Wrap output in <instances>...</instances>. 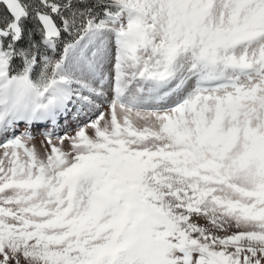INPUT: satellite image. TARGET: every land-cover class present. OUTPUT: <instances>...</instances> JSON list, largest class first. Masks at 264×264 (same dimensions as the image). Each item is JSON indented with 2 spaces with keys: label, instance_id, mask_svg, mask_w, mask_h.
Instances as JSON below:
<instances>
[{
  "label": "snow or ice",
  "instance_id": "snow-or-ice-1",
  "mask_svg": "<svg viewBox=\"0 0 264 264\" xmlns=\"http://www.w3.org/2000/svg\"><path fill=\"white\" fill-rule=\"evenodd\" d=\"M0 264H264V0H0Z\"/></svg>",
  "mask_w": 264,
  "mask_h": 264
},
{
  "label": "rangeland",
  "instance_id": "rangeland-1",
  "mask_svg": "<svg viewBox=\"0 0 264 264\" xmlns=\"http://www.w3.org/2000/svg\"><path fill=\"white\" fill-rule=\"evenodd\" d=\"M37 144H39V141H37Z\"/></svg>",
  "mask_w": 264,
  "mask_h": 264
}]
</instances>
